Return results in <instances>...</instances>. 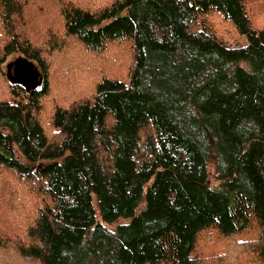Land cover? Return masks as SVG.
<instances>
[{
    "label": "trees",
    "instance_id": "trees-1",
    "mask_svg": "<svg viewBox=\"0 0 264 264\" xmlns=\"http://www.w3.org/2000/svg\"><path fill=\"white\" fill-rule=\"evenodd\" d=\"M256 1L113 0L90 9L0 0V70L12 56L8 63L26 59L42 78L27 89L3 70L0 168L39 201L16 235L2 216L0 252L28 264H214L196 254L214 231L245 248L238 260L264 264V27L248 13ZM214 15L243 41L221 38ZM70 40L96 56L130 41L129 72L100 74L91 95L56 106L50 139L40 98L53 54Z\"/></svg>",
    "mask_w": 264,
    "mask_h": 264
},
{
    "label": "rangeland",
    "instance_id": "rangeland-1",
    "mask_svg": "<svg viewBox=\"0 0 264 264\" xmlns=\"http://www.w3.org/2000/svg\"><path fill=\"white\" fill-rule=\"evenodd\" d=\"M75 1L81 6L95 9L108 5L113 0ZM248 13L253 26L264 27V0L249 4ZM211 23L219 36L228 43L243 41V38L235 33L232 26L220 16H212ZM1 43L3 40H0V47ZM53 55L48 69L50 88L47 95L40 98L41 111L39 115L41 125L50 139H53L52 136L56 134L50 125L53 109L56 106H69L83 95H91V84L100 74L125 79L129 72L132 46L128 40H115L109 44L103 54L96 56L70 40L64 52ZM14 58L12 56L6 58L1 65L0 99L8 97V87L5 83L3 70H5L6 64ZM83 63L89 64L88 70L82 73L88 78L87 81L84 76L75 75L76 72L85 68H83ZM0 176L7 179L6 182H0V224L2 216L6 215L8 218L6 223L8 222L16 231L12 233L16 235L30 221L33 207L39 200L34 192H30L29 184L21 183L22 179H19L14 173L0 168ZM210 182L216 183L213 175H210ZM12 201L15 202L14 205ZM219 240L215 237L214 231H211L210 234L207 233L206 237L202 236L198 242L196 254L203 258L213 257L211 260L214 264H254L250 254L243 255L238 260L239 254L246 253L244 247ZM0 264H28V261L17 257L13 251H1Z\"/></svg>",
    "mask_w": 264,
    "mask_h": 264
},
{
    "label": "water",
    "instance_id": "water-1",
    "mask_svg": "<svg viewBox=\"0 0 264 264\" xmlns=\"http://www.w3.org/2000/svg\"><path fill=\"white\" fill-rule=\"evenodd\" d=\"M8 77L12 81H17L27 89H33L40 84L42 78L38 69L26 59H16L6 65ZM12 71V76L9 72Z\"/></svg>",
    "mask_w": 264,
    "mask_h": 264
}]
</instances>
